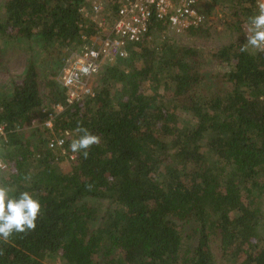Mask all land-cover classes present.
Segmentation results:
<instances>
[{
    "label": "trees",
    "instance_id": "trees-1",
    "mask_svg": "<svg viewBox=\"0 0 264 264\" xmlns=\"http://www.w3.org/2000/svg\"><path fill=\"white\" fill-rule=\"evenodd\" d=\"M239 2L257 9V0ZM82 4L3 0L0 39L35 37L46 59L61 63L93 33ZM206 22L186 32L200 36ZM162 28L152 21L117 59L130 69L107 66L79 101L66 104L57 71L41 78L31 59L0 98L11 164L2 182L42 206L34 230L0 241V264H47L55 255L63 264H264L263 53L242 39L209 50L228 70L206 78L201 50L152 41ZM58 103L51 131L65 134L73 154L66 173L54 161L62 154L47 148L50 130L33 131L31 149L23 141L39 109ZM78 126L99 137L87 158L69 148ZM197 162L203 167L191 169ZM186 224L193 242L183 237Z\"/></svg>",
    "mask_w": 264,
    "mask_h": 264
},
{
    "label": "rangeland",
    "instance_id": "rangeland-1",
    "mask_svg": "<svg viewBox=\"0 0 264 264\" xmlns=\"http://www.w3.org/2000/svg\"><path fill=\"white\" fill-rule=\"evenodd\" d=\"M85 5H88L89 0H84ZM105 10L103 18L105 19L106 27H109L113 19V6L112 0H104ZM199 7L201 12L204 14L206 19V32L202 33L200 36H192L188 32L182 34H174L169 30L161 29L152 31L151 38L152 41L161 44L165 41H173L177 45H187L201 50L204 54V62L202 67V72L206 78H213V74L216 72H224L228 70V66L225 62L216 60L214 58L209 59L206 56L207 51L212 49H218L221 46L237 42L242 39L246 46L247 44V29L249 18L258 13L256 8H246L250 5H244L239 2V0H199ZM4 15L3 0H0V21ZM85 24H92L91 20L88 18H83ZM91 29L95 32V27L92 25ZM93 35V33L91 34ZM89 35L88 37H90ZM87 37V38H88ZM35 38V37H34ZM17 39V38H1L0 39V98L5 97L12 89L14 82L20 81L22 74L26 68V62L31 59L39 68L41 78H43V72H47L48 69L56 70L57 73L53 76L59 85L60 76L63 74V70L67 65V59L74 53H78L81 47H76L65 53L61 63L59 58L55 57L49 61L46 59L45 53L43 52L40 43L34 39ZM37 38V37H36ZM86 41V40H85ZM83 41V43L85 42ZM250 51H257V48L251 46H246ZM119 65L124 71L130 69L129 63L123 62L117 59H105L101 70L95 76H91L87 81V86L94 88L100 81V73L107 67ZM48 107V106H43ZM42 119V117H40ZM190 116L187 113H183L180 117L181 122L189 121ZM45 129L42 126H33L29 124L26 126V136L23 141H28V147H34L36 144V139L34 135H31L33 131L38 133L43 132ZM32 145V146H31ZM8 147L5 146V142L0 140V161L5 164V168L0 170V184H3V179L8 175L10 163L5 160L3 154L7 152ZM56 153V152H55ZM55 165L64 173L70 171V162L73 159L72 153H65L64 155L55 154ZM203 164L201 162L191 163L189 165L191 169L202 168ZM190 224L183 226V237L188 242H193L192 238L187 236L191 235ZM188 238V239H186ZM264 246V240L261 243ZM47 264H63L61 259L56 255L49 257L45 260Z\"/></svg>",
    "mask_w": 264,
    "mask_h": 264
},
{
    "label": "built area",
    "instance_id": "built-area-1",
    "mask_svg": "<svg viewBox=\"0 0 264 264\" xmlns=\"http://www.w3.org/2000/svg\"><path fill=\"white\" fill-rule=\"evenodd\" d=\"M260 2L261 0L256 2L258 11ZM112 3L115 10L109 27H106L103 18L106 5L104 0H89L87 6L82 4L78 8L82 18L89 16L95 32L88 38L82 35V39L86 41L78 53L67 59V65L60 76L59 83L63 88L66 104L92 95V90L87 86L88 79L99 73L105 59L126 57L130 45L144 37L152 21H157L163 29L174 34H182L205 20L199 0H112ZM259 50L264 56V49ZM83 67L89 69L87 73L81 71ZM63 107L59 103L50 108L41 107L40 115L32 117L30 124L51 131L53 118ZM15 129L18 130L19 127L16 126ZM50 133L47 148L52 152L58 150L64 155L65 134ZM6 135L5 125L0 124V140L6 142ZM61 140L63 144L59 143ZM4 168L5 164L0 161V170Z\"/></svg>",
    "mask_w": 264,
    "mask_h": 264
},
{
    "label": "clouds",
    "instance_id": "clouds-1",
    "mask_svg": "<svg viewBox=\"0 0 264 264\" xmlns=\"http://www.w3.org/2000/svg\"><path fill=\"white\" fill-rule=\"evenodd\" d=\"M247 32L246 46L264 49V0L260 2L258 13L249 18ZM241 51H245V47ZM88 70L87 67L81 69L84 73ZM76 131L78 135L69 148L73 153L80 152L87 158V150L99 142V137L85 127L78 126ZM59 143L63 144V140ZM41 209V203L33 193L15 191L7 184H0V241L7 242L13 234L34 230Z\"/></svg>",
    "mask_w": 264,
    "mask_h": 264
}]
</instances>
